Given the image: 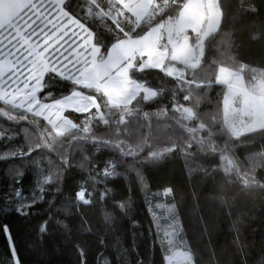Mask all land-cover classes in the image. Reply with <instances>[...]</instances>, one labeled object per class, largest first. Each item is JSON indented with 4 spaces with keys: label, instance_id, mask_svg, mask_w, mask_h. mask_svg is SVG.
<instances>
[{
    "label": "snow or ice",
    "instance_id": "6c2138e0",
    "mask_svg": "<svg viewBox=\"0 0 264 264\" xmlns=\"http://www.w3.org/2000/svg\"><path fill=\"white\" fill-rule=\"evenodd\" d=\"M248 9L255 11L253 5ZM223 17L220 0H0V117L23 131V141L12 143L19 133L0 124V140L12 145L0 160L29 158L40 176L38 191L27 197L24 172L11 167L15 184L4 194L0 212L30 216L46 185L60 191L62 173L77 152L79 167L90 169L93 189L118 175L117 159L96 171L88 145L92 155L108 150L120 158L136 157L147 147L146 158L153 161L198 152L218 157L223 173L244 186L259 184L264 146L243 160L234 149L247 142L242 138L264 139V68L211 58ZM222 43L230 46L229 40ZM152 70L162 74L159 86L148 83ZM55 84L66 91L53 93ZM213 87L219 88L215 110L201 112V101ZM165 92L166 104L159 102ZM148 102L157 104L156 111L143 110ZM72 114L81 115L74 120ZM101 126L104 131L98 133ZM140 128H147V135L127 142L125 137ZM161 134L165 146L153 148L150 139ZM45 155L49 165L53 156L58 161L47 173L38 160ZM108 191L105 187L100 198ZM171 193V188L164 191ZM91 196L83 184L75 192L83 204H90ZM168 215L171 223L159 238L165 261L196 264L191 250L178 247L174 205ZM2 230L13 264H20L8 226ZM46 230L45 222L40 231ZM136 264L144 261L138 256Z\"/></svg>",
    "mask_w": 264,
    "mask_h": 264
},
{
    "label": "trees",
    "instance_id": "16d2710c",
    "mask_svg": "<svg viewBox=\"0 0 264 264\" xmlns=\"http://www.w3.org/2000/svg\"><path fill=\"white\" fill-rule=\"evenodd\" d=\"M220 3L224 17L211 58L223 59L226 64L236 61L264 68V0H220ZM249 5H253L255 11H250ZM224 40H229L230 46L222 43ZM161 76L152 70L146 78L150 85L159 86ZM167 79L169 83L165 87L170 89L173 85L170 78ZM52 91L59 95L66 89L55 84ZM168 95L165 92L159 102L166 104ZM218 95V87L209 90L199 110L213 112V101ZM156 108V103L143 105L144 111H156ZM80 115L72 114V118L78 120ZM0 124L19 133L12 143L23 141L19 126H11L2 117ZM96 131L103 132L104 127ZM153 131H156L155 123ZM147 132V128H140L134 136L125 139L131 143L136 136L147 135ZM161 136V139H150L153 148L165 146L163 134ZM242 139L247 142L234 149L241 160L264 146V139L258 135L254 139ZM11 146L0 140V154ZM85 151L91 156L96 171L104 167L106 160L117 159L118 175L93 189L90 169L79 167L82 157L77 152L72 157L71 167L62 173L60 191H56L55 184L45 186L48 191L44 199L27 217L42 253V264H136L138 256L144 264H167L156 221L165 220L159 208L172 205L180 228L178 244L184 242L186 249L194 253L196 264H264V169L257 171L259 184L244 186L223 173L218 167V157L198 152L192 157L171 153L153 161L146 158L147 147L136 157L123 158L108 150L92 155L90 145ZM52 159L54 163L49 165L46 155L38 158L45 173L58 163L54 156ZM34 163L29 158L0 160V208L4 206V194L11 191L9 185L15 184L9 171L13 166L24 172L23 194L30 197L38 191L36 180L40 176ZM81 184L92 192L90 204L75 198ZM105 187L109 191L101 199L100 193ZM167 188H171L172 193L165 196ZM121 203L125 205L123 210L118 207ZM18 217L23 216L14 211L0 212V264H13L9 242L2 230L5 224L12 235L16 257L20 264H26L14 227V219ZM45 222L47 230L42 233L40 227Z\"/></svg>",
    "mask_w": 264,
    "mask_h": 264
},
{
    "label": "rangeland",
    "instance_id": "374dc122",
    "mask_svg": "<svg viewBox=\"0 0 264 264\" xmlns=\"http://www.w3.org/2000/svg\"><path fill=\"white\" fill-rule=\"evenodd\" d=\"M168 208L169 207L159 208V210L163 212L160 214H162V217H164L165 220H161V223H158L159 221H156V225L160 226L158 236H163L164 230H166L168 228V225L171 223L168 215ZM14 227L19 245L25 257L26 264H42V253L29 219L24 216L15 218ZM178 247L187 250L184 242L182 241H179Z\"/></svg>",
    "mask_w": 264,
    "mask_h": 264
}]
</instances>
